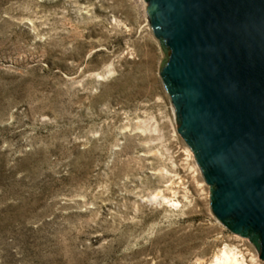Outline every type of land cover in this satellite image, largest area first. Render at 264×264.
I'll list each match as a JSON object with an SVG mask.
<instances>
[{
    "label": "rangeland",
    "instance_id": "obj_1",
    "mask_svg": "<svg viewBox=\"0 0 264 264\" xmlns=\"http://www.w3.org/2000/svg\"><path fill=\"white\" fill-rule=\"evenodd\" d=\"M170 57L149 0H0V264H264L212 209Z\"/></svg>",
    "mask_w": 264,
    "mask_h": 264
},
{
    "label": "water",
    "instance_id": "obj_2",
    "mask_svg": "<svg viewBox=\"0 0 264 264\" xmlns=\"http://www.w3.org/2000/svg\"><path fill=\"white\" fill-rule=\"evenodd\" d=\"M171 57L162 73L217 185L214 213L253 229L264 258V0H149Z\"/></svg>",
    "mask_w": 264,
    "mask_h": 264
},
{
    "label": "bare ground",
    "instance_id": "obj_3",
    "mask_svg": "<svg viewBox=\"0 0 264 264\" xmlns=\"http://www.w3.org/2000/svg\"><path fill=\"white\" fill-rule=\"evenodd\" d=\"M210 264H245V259L236 247L230 244H225L213 257Z\"/></svg>",
    "mask_w": 264,
    "mask_h": 264
}]
</instances>
